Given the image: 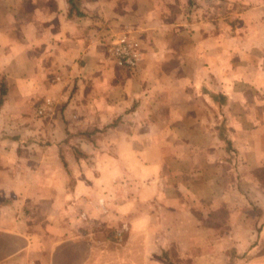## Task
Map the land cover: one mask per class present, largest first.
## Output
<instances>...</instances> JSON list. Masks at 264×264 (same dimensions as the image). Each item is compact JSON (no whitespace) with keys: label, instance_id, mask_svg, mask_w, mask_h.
Returning a JSON list of instances; mask_svg holds the SVG:
<instances>
[{"label":"crops","instance_id":"0c3cea01","mask_svg":"<svg viewBox=\"0 0 264 264\" xmlns=\"http://www.w3.org/2000/svg\"><path fill=\"white\" fill-rule=\"evenodd\" d=\"M75 1L0 0V264H264V0Z\"/></svg>","mask_w":264,"mask_h":264},{"label":"rangeland","instance_id":"374dc122","mask_svg":"<svg viewBox=\"0 0 264 264\" xmlns=\"http://www.w3.org/2000/svg\"><path fill=\"white\" fill-rule=\"evenodd\" d=\"M3 78L4 77L0 75V91H1V88L4 89L5 90L4 95H6L7 94V88L6 87L4 88V86H3L5 84V82L3 81ZM35 104L36 103H34L32 105V108H30V106H29V108L32 109V112L36 114V117H40V116L42 117V115L37 114V112H36L37 105H35ZM258 174H260V176H261L260 180H261V184H262V187L264 190V168H262ZM1 197H2V195L0 194V207H3L4 205H7L8 203L10 205V200H8V199H2L1 200ZM262 197H263V199L261 201L260 206H258L257 201H256V203L250 201V206L255 207V208L262 207V209H264V192L262 193ZM250 209H252V208L250 207ZM90 224H91V222H90ZM262 226H264V222L262 223ZM95 229H97V228H95ZM111 231L112 230L104 228L103 226H100V227H98L97 231L95 232V236L98 240H103V239H107V238H111V237L113 238V235H111V233H113V232H111ZM190 234H193V231H191ZM219 235H222L225 238V230H223L221 233L218 231H216L214 233V236H219ZM179 243H181V241ZM262 245L263 246L261 248H258V250H256V251H252V248H249L246 250V252L244 254L247 257L253 256L256 254H264V241H263ZM250 250L252 252H250ZM233 252H235L234 249H233L232 253ZM209 253L213 256L214 261L208 260L209 259V257H208ZM185 254H188V256L192 257L190 259H187V262H185V260L183 258H181V257H186ZM202 255H204L203 258L205 260L203 263L193 262V261H195L193 259V256H202ZM153 257L155 260H158V258L160 260H163L162 263L161 262H159V263L155 262L153 264H225V247H223V248L222 247H214L212 251H207V252L205 251L204 248H197V249L187 248V249H185L182 247H180V248L171 247L167 250H164V249L157 250L154 253ZM247 260H248V258H247Z\"/></svg>","mask_w":264,"mask_h":264},{"label":"built area","instance_id":"2783aa9c","mask_svg":"<svg viewBox=\"0 0 264 264\" xmlns=\"http://www.w3.org/2000/svg\"><path fill=\"white\" fill-rule=\"evenodd\" d=\"M108 46V52L120 67L135 68L141 60V42L135 33L126 32L117 35ZM50 103L38 106V114L44 115Z\"/></svg>","mask_w":264,"mask_h":264},{"label":"trees","instance_id":"16d2710c","mask_svg":"<svg viewBox=\"0 0 264 264\" xmlns=\"http://www.w3.org/2000/svg\"><path fill=\"white\" fill-rule=\"evenodd\" d=\"M67 1H68L69 5H71V9L73 7H75V2H76L75 0H67ZM4 94H5V90L1 88V91H0V103L2 102V99H3Z\"/></svg>","mask_w":264,"mask_h":264}]
</instances>
